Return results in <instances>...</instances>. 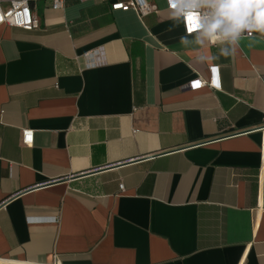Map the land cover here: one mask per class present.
Returning a JSON list of instances; mask_svg holds the SVG:
<instances>
[{
  "label": "crops",
  "instance_id": "obj_1",
  "mask_svg": "<svg viewBox=\"0 0 264 264\" xmlns=\"http://www.w3.org/2000/svg\"><path fill=\"white\" fill-rule=\"evenodd\" d=\"M149 1L0 26V264H264V39L197 63Z\"/></svg>",
  "mask_w": 264,
  "mask_h": 264
},
{
  "label": "clouds",
  "instance_id": "obj_2",
  "mask_svg": "<svg viewBox=\"0 0 264 264\" xmlns=\"http://www.w3.org/2000/svg\"><path fill=\"white\" fill-rule=\"evenodd\" d=\"M168 7L177 25L194 22L180 43L196 51L197 63L235 57L245 36L264 39V0H168Z\"/></svg>",
  "mask_w": 264,
  "mask_h": 264
},
{
  "label": "built area",
  "instance_id": "obj_3",
  "mask_svg": "<svg viewBox=\"0 0 264 264\" xmlns=\"http://www.w3.org/2000/svg\"><path fill=\"white\" fill-rule=\"evenodd\" d=\"M40 1H51L54 10H63L67 0H0V26H8L12 28L22 29L25 31H35L40 28V20L35 15L33 4ZM81 3H110L113 11L137 13L141 18L150 14L158 13L159 8L156 4L151 3L149 0H78ZM167 9L168 0H166ZM183 24L184 32L192 27L191 22ZM245 36L244 38H253ZM89 68L99 67L105 65V52L104 49H97L90 51L84 55ZM189 87L193 90H199L204 87L217 88V83L208 82L203 79L193 81ZM137 133V131H135ZM33 131H24L22 143L24 146L33 145ZM124 190V186H121ZM58 264V263H57Z\"/></svg>",
  "mask_w": 264,
  "mask_h": 264
},
{
  "label": "snow or ice",
  "instance_id": "obj_4",
  "mask_svg": "<svg viewBox=\"0 0 264 264\" xmlns=\"http://www.w3.org/2000/svg\"><path fill=\"white\" fill-rule=\"evenodd\" d=\"M193 27L195 26L194 25V22H193V25H192ZM212 72H213V82L214 83H217V86H218V81L216 80V76H215V73H216V69H212Z\"/></svg>",
  "mask_w": 264,
  "mask_h": 264
}]
</instances>
